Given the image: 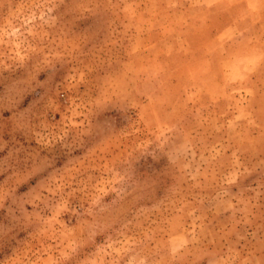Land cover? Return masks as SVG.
<instances>
[{
	"label": "rangeland",
	"instance_id": "obj_1",
	"mask_svg": "<svg viewBox=\"0 0 264 264\" xmlns=\"http://www.w3.org/2000/svg\"><path fill=\"white\" fill-rule=\"evenodd\" d=\"M0 264H264V0H0Z\"/></svg>",
	"mask_w": 264,
	"mask_h": 264
},
{
	"label": "crops",
	"instance_id": "obj_2",
	"mask_svg": "<svg viewBox=\"0 0 264 264\" xmlns=\"http://www.w3.org/2000/svg\"><path fill=\"white\" fill-rule=\"evenodd\" d=\"M220 23V22H219ZM217 37H225L226 36V30L225 28H222L217 34Z\"/></svg>",
	"mask_w": 264,
	"mask_h": 264
}]
</instances>
